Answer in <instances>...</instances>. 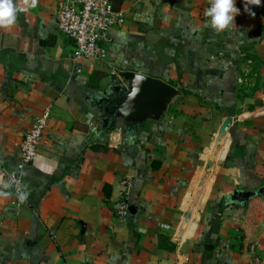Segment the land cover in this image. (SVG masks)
Instances as JSON below:
<instances>
[{"label":"crops","instance_id":"0c3cea01","mask_svg":"<svg viewBox=\"0 0 264 264\" xmlns=\"http://www.w3.org/2000/svg\"><path fill=\"white\" fill-rule=\"evenodd\" d=\"M67 1L20 5L0 29V180L13 171L28 193L0 198V264H264V0L255 16L235 0L219 34L208 0H111L125 22L97 62L70 58L56 24ZM124 71L178 92L158 120L106 110ZM122 200L134 208L118 218Z\"/></svg>","mask_w":264,"mask_h":264},{"label":"built area","instance_id":"2783aa9c","mask_svg":"<svg viewBox=\"0 0 264 264\" xmlns=\"http://www.w3.org/2000/svg\"><path fill=\"white\" fill-rule=\"evenodd\" d=\"M125 22L124 12L113 8L111 0H72L61 3L56 15L57 29L73 43L70 58L76 60L103 61L107 57L109 31L121 27ZM50 117V108H45L25 132L20 144L22 165L33 163L37 147ZM15 174L11 190L25 191L21 177L13 171L5 172L6 181ZM126 183H124L125 185ZM126 200H122L115 211L118 218L128 212ZM2 224L0 223V233Z\"/></svg>","mask_w":264,"mask_h":264},{"label":"water","instance_id":"95a60500","mask_svg":"<svg viewBox=\"0 0 264 264\" xmlns=\"http://www.w3.org/2000/svg\"><path fill=\"white\" fill-rule=\"evenodd\" d=\"M124 82L120 86L121 93L114 97L113 93L108 102L107 111L113 112L115 117L122 116L125 121L134 125L141 124L145 119L158 120L178 92L165 82L150 78L144 74L124 71L118 75ZM256 193L242 194L240 201H247ZM134 207H129V210Z\"/></svg>","mask_w":264,"mask_h":264},{"label":"clouds","instance_id":"9594fccd","mask_svg":"<svg viewBox=\"0 0 264 264\" xmlns=\"http://www.w3.org/2000/svg\"><path fill=\"white\" fill-rule=\"evenodd\" d=\"M209 7L205 10L204 15L208 18L207 26L217 34L226 30H231L235 26V18L240 14V10L236 7L235 0H208ZM38 0H0V29L12 28L19 13L27 11V7H35ZM245 12L250 16H255L249 6L259 7L261 0H244ZM15 174L8 181L0 180V198H7L11 195L7 189L11 188ZM21 203L25 202L28 196L26 191L17 193Z\"/></svg>","mask_w":264,"mask_h":264},{"label":"trees","instance_id":"16d2710c","mask_svg":"<svg viewBox=\"0 0 264 264\" xmlns=\"http://www.w3.org/2000/svg\"><path fill=\"white\" fill-rule=\"evenodd\" d=\"M118 204H119V202L117 203V206H118ZM164 240V238L162 237L161 238V241L159 242V247L160 248H163L164 246H163V244H162V241ZM170 249H174V244H173V246L170 248Z\"/></svg>","mask_w":264,"mask_h":264}]
</instances>
